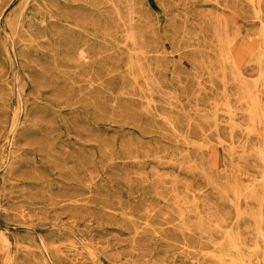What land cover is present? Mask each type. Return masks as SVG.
I'll use <instances>...</instances> for the list:
<instances>
[{
    "label": "rangeland",
    "instance_id": "rangeland-1",
    "mask_svg": "<svg viewBox=\"0 0 264 264\" xmlns=\"http://www.w3.org/2000/svg\"><path fill=\"white\" fill-rule=\"evenodd\" d=\"M263 31L264 0H0V264H264Z\"/></svg>",
    "mask_w": 264,
    "mask_h": 264
},
{
    "label": "bare ground",
    "instance_id": "bare-ground-1",
    "mask_svg": "<svg viewBox=\"0 0 264 264\" xmlns=\"http://www.w3.org/2000/svg\"><path fill=\"white\" fill-rule=\"evenodd\" d=\"M254 2V1H253ZM260 4V3H259ZM131 6V5H130ZM130 10V9H129ZM260 12V11H259ZM119 14H121L120 12H119ZM131 14H132V12H131ZM132 16V15H131ZM134 21V20H133ZM45 25V24H44ZM43 27V26H42ZM264 32V31H263ZM143 33H144V31H143ZM262 33V32H261ZM263 36V35H262ZM261 37V36H260ZM261 39V38H260ZM134 41V40H133ZM253 42H254V40H253ZM260 42H261V40H260ZM252 43V42H251ZM255 43H256V40H255ZM255 43H253V44H255ZM260 44V43H259ZM134 45H136V44H134ZM235 45V44H234ZM242 45V44H241ZM258 45V44H257ZM246 46H248V45H246ZM256 46V45H255ZM264 46V45H263ZM135 47V46H134ZM241 47V46H240ZM256 47H258V46H256ZM256 47H254V49H256V51H257V48ZM234 48V50H235V46L233 47ZM250 48V47H249ZM260 48H261V45H260ZM264 48V47H263ZM140 49V48H139ZM231 49V48H230ZM243 49H244V47H243ZM245 49H247V48H245ZM136 50H137V48H136ZM233 50V51H234ZM241 50V49H240ZM250 50V49H249ZM134 51V50H133ZM251 51V50H250ZM255 51V50H254ZM234 52H236V51H234ZM234 52H233V55H234ZM249 52V51H248ZM195 53V52H194ZM131 54V53H130ZM240 55H241V53H239ZM250 54H252V53H250ZM264 56V55H263ZM236 59V58H235ZM240 59H242V58H240ZM260 59H262V57L260 58ZM234 60V59H233ZM223 61V60H222ZM237 61V60H236ZM240 61H238L237 63H239ZM241 63V62H240ZM242 64V63H241ZM233 65L235 66V64H234V62H233ZM237 65V64H236ZM248 65V64H247ZM239 66H241V65H239ZM246 66V65H245ZM259 66V65H258ZM257 66V67H258ZM191 67V66H190ZM238 67V66H237ZM258 68H260L261 69V67H258ZM152 74V73H151ZM240 74V73H239ZM261 75V74H260ZM261 77V76H260ZM264 77V76H263ZM260 79V78H259ZM147 80H148V78H147ZM262 80V79H261ZM147 82V81H146ZM258 82V81H257ZM247 83V82H246ZM259 83V82H258ZM226 86V85H225ZM226 88V87H225ZM224 88V89H225ZM243 90V89H242ZM224 94V93H223ZM149 95V94H148ZM155 105V104H154ZM249 107V106H248ZM4 108H6V107H4ZM252 108V107H251ZM149 109V108H148ZM156 110V109H155ZM240 113V112H239ZM259 115V114H258ZM159 116V115H158ZM161 118V117H160ZM159 118V119H160ZM165 119V118H164ZM167 119H168V117H167ZM173 120V119H172ZM165 121V120H164ZM168 122H169V120H168ZM171 125V124H170ZM172 126V125H171ZM173 128H174V126H173ZM181 136V135H180ZM168 137V136H167ZM201 146H202V144H201ZM208 147V146H207ZM216 147V146H215ZM208 149V148H207ZM260 151V150H259ZM256 152V151H255ZM211 153V152H210ZM256 154V153H255ZM260 154H262V153H260ZM111 155V154H110ZM216 156V155H215ZM240 156V155H239ZM244 156V155H243ZM261 156H263V155H261ZM219 157V156H218ZM259 158H261V157H259ZM264 158V157H263ZM215 160H216V158H215ZM208 161H209V158H208ZM218 161V160H217ZM213 163V162H212ZM263 163V162H262ZM215 164H217V163H215ZM211 168V167H210ZM218 168V167H217ZM264 180V179H263ZM216 187V186H215ZM219 188V187H218ZM254 188V187H253ZM253 188H251V189H253ZM188 195H189V193H188ZM197 211V210H196ZM191 213V212H190ZM197 214V213H196ZM224 220V219H223ZM262 222V221H261ZM216 229H218V228H216ZM186 230V229H185ZM259 232V231H258ZM261 232V231H260ZM156 234V233H155ZM180 234H181V232H180ZM260 234V233H259ZM258 235V234H257ZM261 235V234H260ZM264 235V234H263ZM262 236V235H261ZM260 237V236H259ZM258 237V238H259ZM168 238V237H167ZM175 238V237H174ZM261 239V238H260ZM262 239H263V237H262ZM258 240V239H257ZM259 241V240H258ZM264 241V240H263ZM222 243V242H221ZM257 247V246H256ZM235 251V250H234ZM239 251V250H238ZM237 251V252H238ZM243 255V254H242ZM245 257V256H244ZM252 257V256H251ZM243 260V259H242ZM245 261V260H244ZM225 262V261H224ZM259 262V261H258ZM235 263V262H234Z\"/></svg>",
    "mask_w": 264,
    "mask_h": 264
}]
</instances>
